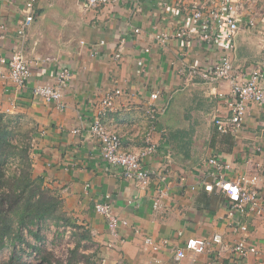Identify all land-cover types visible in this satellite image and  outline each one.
Masks as SVG:
<instances>
[{
    "label": "crops",
    "instance_id": "crops-1",
    "mask_svg": "<svg viewBox=\"0 0 264 264\" xmlns=\"http://www.w3.org/2000/svg\"><path fill=\"white\" fill-rule=\"evenodd\" d=\"M195 1L140 0L139 10L136 3L121 1L85 10L79 0H39L33 22L21 36L26 0H0V56L22 50L33 73L21 90L9 77L0 79V118L16 134L15 143L30 144L33 179L43 180L70 223L86 233L85 241L94 243L99 264H264V107L250 104L237 134L217 131L211 112L219 107L225 113L227 108L216 95L228 96L230 89L188 75L191 67L202 72L222 55L220 46L210 49L198 42L199 25L190 16ZM262 8L264 0H259L255 28L243 19L232 54L234 64L247 70H264ZM185 26L193 34L186 41L156 40L158 33L174 34ZM121 40L125 45L121 57L115 58ZM102 41L99 55L91 56L90 45ZM64 69L71 79L63 88L61 111L39 101L33 88L56 84ZM117 89L123 93L103 123L120 136L123 150L143 148L153 125L147 109L153 103L159 106L154 131L158 151L144 165L165 175V184L155 177L143 189L127 180L122 168L102 159L89 127L105 95ZM155 92L156 102L151 99ZM211 157L231 165L226 180L259 176L263 212L249 218L245 234L230 227L229 201L205 167ZM203 179L214 184L213 191L203 188ZM161 187L166 197L156 211L153 202ZM107 201L116 216L130 222L120 226L122 242L111 236L107 221L95 210L97 203ZM215 234L222 236L221 245L203 254L187 251L186 258L176 260V250L184 249L187 240ZM145 237L161 244L160 250L153 251ZM243 237L258 253L242 258L232 250Z\"/></svg>",
    "mask_w": 264,
    "mask_h": 264
},
{
    "label": "built area",
    "instance_id": "built-area-1",
    "mask_svg": "<svg viewBox=\"0 0 264 264\" xmlns=\"http://www.w3.org/2000/svg\"><path fill=\"white\" fill-rule=\"evenodd\" d=\"M39 0H26V17L20 28L19 35L25 36L27 29L31 26L34 18L35 7ZM121 1H131L138 4L140 0H79V4L85 10L95 9L103 6H111ZM259 0H196L194 8L190 12L191 20L198 23V42L210 47V49L220 46L222 55L218 60L207 64L210 66L199 72L198 68L191 67L189 77L191 80L200 76L209 84L219 86H228L229 95L218 93L216 98L224 100L227 108L225 113H221L218 109L211 112V118L217 131L221 134H237L245 124L250 104H257L264 107V70L250 69L240 67L234 64L232 54L237 51L236 38L241 31V23L243 19H248V27L250 29L256 27V14L254 7ZM261 15H264L262 8ZM135 34H139L140 30L135 29ZM192 29L182 27L174 34L158 33L156 40L161 43H168L172 39L178 41H186L191 38ZM264 37V30L259 33ZM85 45V42H81ZM105 45L102 41L98 44L90 45L91 56L99 55V46ZM125 41L121 40L118 52L115 58H120ZM149 51V50H147ZM194 66V65H190ZM9 77L19 90L24 89L31 82L33 73L30 62L22 50H16L10 57L0 56V79ZM71 79V73L64 69L57 75L56 84H41L33 88V95L39 101L46 104H54L59 110H64L63 88H65ZM122 91L117 89L107 93L101 102V108L96 111L93 117L89 132L91 136L100 144L102 159L112 167H120L123 175L127 180L135 181L137 185L143 189L149 187L154 178H158L162 184H165L167 177L159 175L154 171L145 168L146 159L154 156L158 151V144L154 141L155 126L159 122L160 108L157 104L149 105L147 113L153 125L145 134L144 146L140 150H123L120 136L109 130L103 123V117L113 111L114 103L117 97L122 95ZM151 99L156 102L159 100V93L155 92L151 95ZM78 131H74L77 133ZM205 167L209 170V174L216 180L220 191L227 197L228 218L230 227L236 234H245L248 231V220L254 215H261V201L263 199L258 190L259 176L254 175L247 177L239 176L238 179L230 181L226 180L224 173L230 171L231 165L222 162L216 157H211L205 162ZM203 188L207 191L214 190V184L206 179L202 180ZM166 197L165 188L161 187L153 202V208L158 211L162 208L163 199ZM95 210L103 216L107 221V226L111 236L122 242L120 234V226H130L129 220H124L114 214L110 202H99L95 205ZM136 233L140 231L134 228ZM145 242L152 247L153 251L160 250V245L151 237H145ZM164 244L167 242L164 241ZM223 243L222 236L215 234L208 239L192 238L187 240L184 249L176 250V260L180 261L186 258L187 251L194 254H203L210 251L213 245H221ZM242 258L250 254L258 253L255 246L247 242L246 237L236 242L232 249Z\"/></svg>",
    "mask_w": 264,
    "mask_h": 264
},
{
    "label": "trees",
    "instance_id": "trees-1",
    "mask_svg": "<svg viewBox=\"0 0 264 264\" xmlns=\"http://www.w3.org/2000/svg\"><path fill=\"white\" fill-rule=\"evenodd\" d=\"M15 139L9 123L0 118V250L8 243L18 247L5 264H31L24 261L21 254V245L28 243L25 231L35 241L41 242L45 241L41 234L43 224L69 220L62 213L59 198L44 186L42 179H33L30 144L20 140L15 143ZM87 238L85 232L81 234L68 264H76L80 260L79 245ZM28 245L46 264H63L52 261V255L47 252L45 244Z\"/></svg>",
    "mask_w": 264,
    "mask_h": 264
},
{
    "label": "rangeland",
    "instance_id": "rangeland-1",
    "mask_svg": "<svg viewBox=\"0 0 264 264\" xmlns=\"http://www.w3.org/2000/svg\"><path fill=\"white\" fill-rule=\"evenodd\" d=\"M82 232L69 221H59L57 223L48 221L42 226L41 234L45 241H35L27 231H25V236L28 243L39 246L45 244L46 250L52 255L54 263L62 262L63 264H68L67 262L73 257V251L79 243ZM28 243L21 245L23 260L31 264H46V262L39 259L36 251ZM17 249L18 247L16 248L10 243L2 247L0 250V264L8 263ZM78 254L81 258L76 261V264H99L97 259H95V245L92 242L81 241Z\"/></svg>",
    "mask_w": 264,
    "mask_h": 264
}]
</instances>
